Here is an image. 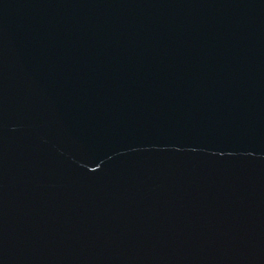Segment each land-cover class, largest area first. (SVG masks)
I'll list each match as a JSON object with an SVG mask.
<instances>
[{
  "label": "water",
  "instance_id": "water-1",
  "mask_svg": "<svg viewBox=\"0 0 264 264\" xmlns=\"http://www.w3.org/2000/svg\"><path fill=\"white\" fill-rule=\"evenodd\" d=\"M0 264H264V0H0Z\"/></svg>",
  "mask_w": 264,
  "mask_h": 264
}]
</instances>
